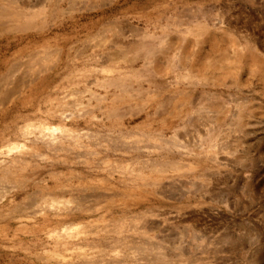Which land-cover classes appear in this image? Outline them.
<instances>
[{
    "label": "rangeland",
    "instance_id": "374dc122",
    "mask_svg": "<svg viewBox=\"0 0 264 264\" xmlns=\"http://www.w3.org/2000/svg\"><path fill=\"white\" fill-rule=\"evenodd\" d=\"M0 28V264H264V0H0Z\"/></svg>",
    "mask_w": 264,
    "mask_h": 264
},
{
    "label": "bare ground",
    "instance_id": "6f19581e",
    "mask_svg": "<svg viewBox=\"0 0 264 264\" xmlns=\"http://www.w3.org/2000/svg\"><path fill=\"white\" fill-rule=\"evenodd\" d=\"M12 2H14V0H12ZM20 3V2H19ZM22 6H26V4H24V5H22ZM28 6V5H27ZM19 8L20 10H23L22 9V7H19V4H18V6H16V8ZM5 13V12H4ZM8 13V12H7ZM13 15H15V17L17 18L18 16H19V14L18 13H13ZM193 22V20H190V22ZM29 24H30V22L29 21H25V22H23V23H20V25H19V27L18 26H16V27H18V28H26L27 26H29ZM194 25L192 26V27H189V28H187L189 31H190V33H197V36H199L198 38H200V35H201V23L198 21V20H196V22L195 23H193ZM3 27V26H2ZM1 27V28H2ZM10 26H8V28H9ZM1 28H0V30H1ZM6 29L7 30V27H6V25L2 28V31H3V29ZM22 28V29H23ZM17 29V28H16ZM5 30V31H6ZM10 30V29H9ZM215 42V41H214ZM215 44V43H214ZM214 46V45H213ZM141 50H143L144 51V55H143V57H144V59H145V64H147V63H150V60H148L149 59V57L153 54V52L154 51H152L151 49H149V48H146L144 45H141V48H138V52L139 51H141ZM156 50V49H155ZM130 59V58H129ZM132 59V58H131ZM130 59V60H131ZM26 80V79H25ZM111 80H113V79H111ZM152 80V79H151ZM151 80H149V81H151ZM20 81V80H19ZM16 83V82H15ZM19 83V82H18ZM121 83H125L124 81H117L116 80V84H118V85H120L121 86ZM18 85V84H17ZM16 85V86H17ZM131 86V85H130ZM13 87V86H12ZM142 86H141V84L139 85V88H141ZM15 88V87H14ZM17 88H18V86H17ZM123 89H126V87L125 88H123ZM134 89V88H133ZM135 89H136V87H135ZM142 89H143V87H142ZM14 92H12V91H8V92H5V93H2L0 96H1V100H2V103H4L5 101H8L9 100V98L11 97V95L13 94ZM182 94L183 93H181V95H180V98H183L182 97ZM151 99H154L155 97L154 96H152L151 95ZM150 98V97H149ZM0 100V101H1ZM160 101V100H159ZM161 103H162V101H160ZM178 115H181V113L180 114H178ZM175 116V115H174ZM36 127V128H39V130H40V132H42V134H44V135H51V133H53V131H55L56 129V127H53V126H51L50 124H47V123H42V124H40V125H35V124H33V123H29L28 125H26V128L27 129H25V130H27V131H29L32 127ZM39 126V127H38ZM60 128V127H59ZM57 130H58V128H57ZM52 136L54 137V135L52 134ZM45 137V136H44ZM50 137V136H49ZM55 138H57V137H55ZM53 142V141H52ZM7 150H8V153H10V152H12V151H14V150H16V149H20V150H22L24 147H25V144H19V143H17V142H13V143H9L7 146ZM16 148V149H15ZM0 152H1V149H0ZM2 162V161H1Z\"/></svg>",
    "mask_w": 264,
    "mask_h": 264
}]
</instances>
